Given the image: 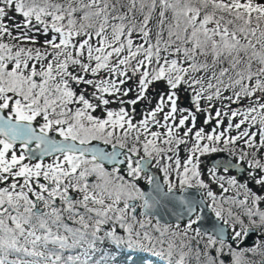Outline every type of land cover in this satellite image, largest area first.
I'll list each match as a JSON object with an SVG mask.
<instances>
[{
  "label": "snow or ice",
  "instance_id": "snow-or-ice-1",
  "mask_svg": "<svg viewBox=\"0 0 264 264\" xmlns=\"http://www.w3.org/2000/svg\"><path fill=\"white\" fill-rule=\"evenodd\" d=\"M0 264H264V0H0Z\"/></svg>",
  "mask_w": 264,
  "mask_h": 264
}]
</instances>
